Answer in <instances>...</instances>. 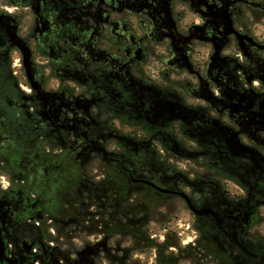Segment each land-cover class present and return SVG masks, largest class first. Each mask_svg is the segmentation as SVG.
<instances>
[{
    "label": "flooded vegetation",
    "instance_id": "flooded-vegetation-1",
    "mask_svg": "<svg viewBox=\"0 0 264 264\" xmlns=\"http://www.w3.org/2000/svg\"><path fill=\"white\" fill-rule=\"evenodd\" d=\"M141 192L264 264V0H0V264L122 251Z\"/></svg>",
    "mask_w": 264,
    "mask_h": 264
},
{
    "label": "rangeland",
    "instance_id": "rangeland-1",
    "mask_svg": "<svg viewBox=\"0 0 264 264\" xmlns=\"http://www.w3.org/2000/svg\"><path fill=\"white\" fill-rule=\"evenodd\" d=\"M199 61L200 67L204 66L205 59ZM162 70L159 65L150 68L153 75ZM171 164L177 172H183L184 168L188 174L195 172L193 162L172 159ZM137 206L139 240L113 239L110 246L116 248V244L120 243L122 251L111 254L101 252V255L91 253L88 255L90 264H217L212 259V252L199 245L193 217L180 198L152 197L141 192ZM163 243H168L170 247L159 255L157 246Z\"/></svg>",
    "mask_w": 264,
    "mask_h": 264
},
{
    "label": "water",
    "instance_id": "water-1",
    "mask_svg": "<svg viewBox=\"0 0 264 264\" xmlns=\"http://www.w3.org/2000/svg\"><path fill=\"white\" fill-rule=\"evenodd\" d=\"M151 187H153L155 190H157L158 192L160 193H163V194H172V195H177L179 196L180 198H182L188 209L193 213V214H198V211L191 205V203L189 202V198L183 193V192H177V191H171V190H164V189H161L153 184H149Z\"/></svg>",
    "mask_w": 264,
    "mask_h": 264
},
{
    "label": "trees",
    "instance_id": "trees-1",
    "mask_svg": "<svg viewBox=\"0 0 264 264\" xmlns=\"http://www.w3.org/2000/svg\"><path fill=\"white\" fill-rule=\"evenodd\" d=\"M168 247H170V245H169L168 243H166V244L163 243L162 245L157 246V249H158L157 254H159V255H161L162 253L164 254L165 250H166ZM190 251H193V249L190 248Z\"/></svg>",
    "mask_w": 264,
    "mask_h": 264
}]
</instances>
